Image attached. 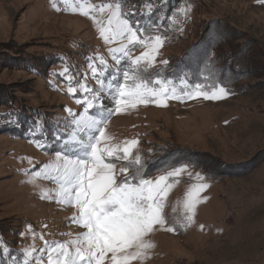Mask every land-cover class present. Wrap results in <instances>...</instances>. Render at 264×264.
Segmentation results:
<instances>
[{
  "label": "rangeland",
  "instance_id": "1",
  "mask_svg": "<svg viewBox=\"0 0 264 264\" xmlns=\"http://www.w3.org/2000/svg\"><path fill=\"white\" fill-rule=\"evenodd\" d=\"M104 2L111 0H0V105L15 104L28 116H19L22 127H13L15 121L0 130V242L7 249H0V264H24V249H41L45 240L64 242L84 231L70 222L74 207L41 198L43 190L57 185L35 173L60 163L57 133L72 130L65 126L71 120L66 109L83 112L76 103L84 95L79 83L100 87L91 78L88 58L102 55L108 61L105 86L113 77V83L123 82L128 62L118 66L108 55V48L118 44H105L93 20L79 11L81 5ZM189 6L186 15L180 11ZM165 8L148 18L129 17L165 37L147 77L172 80L181 94L182 80L213 85L227 65L229 74L243 60L261 69L246 70L238 84L226 83L228 95L221 99H169L166 107L140 104L107 118L113 143L139 141L133 157L115 161L117 167L129 166L134 173L136 154L146 179L188 166L170 178L173 188L165 207L168 223L177 231L150 234L155 247L143 264H264V57H258L259 65L252 59L257 47L252 42L264 51V3L170 0ZM142 50L136 47L132 56ZM67 77L75 94L67 91ZM104 106L113 110L115 103L105 97ZM5 111L0 109V128L2 118H8ZM200 183L208 187L200 192L195 223L179 228L186 193ZM35 256L47 264L46 253Z\"/></svg>",
  "mask_w": 264,
  "mask_h": 264
},
{
  "label": "snow or ice",
  "instance_id": "2",
  "mask_svg": "<svg viewBox=\"0 0 264 264\" xmlns=\"http://www.w3.org/2000/svg\"><path fill=\"white\" fill-rule=\"evenodd\" d=\"M258 2L264 3V0ZM125 4L126 0H111L87 7L81 5L80 13L93 20L104 43L118 44L117 47L108 48V55L116 65L127 61L128 66L122 71L123 82L113 83V77L105 86L108 61L102 55L88 58L91 78L100 87L93 89L86 83H79V90L84 95L76 103L83 107V112L73 113L71 109H66L71 120L65 126L72 130L57 133L56 139L62 142V151L57 153L60 163L45 165L43 172L35 173L37 177L57 185L54 190H43L41 198L54 199L57 203L74 207L76 213L70 222L84 231L64 242L50 244L45 240L41 249H24V264H30L33 259L36 264H43V257L35 256L37 251L46 253L47 264H143L155 247L149 239L150 234L157 230L177 231L176 225L168 223L165 207L173 188L170 178L177 177L188 166L173 168L155 179H146L141 174V157L136 154L132 160L137 166L134 173L130 172L129 166L117 167L115 161H129L133 157V149L139 141L133 139L113 143V137L106 131L107 118L140 104L154 103L166 107L169 99L202 97L216 100L228 93L221 86L202 83L188 85L182 80L183 88L178 94L172 80L147 77L145 73L156 64L165 37L158 31L152 33L138 20L133 24L129 17L136 14L134 7L125 11ZM180 11L186 15L190 6ZM105 16L106 19H103ZM172 22L177 23L178 20L173 19ZM136 47L143 50L140 55L132 56ZM160 63L166 65L168 62L162 60ZM116 71L120 72L121 68L118 67ZM66 73L67 69L61 75ZM87 75L85 73V80ZM67 79L68 93L75 94L77 88L71 86L72 78ZM105 97L114 101L113 110L105 109ZM92 109L98 112L90 114ZM196 176L203 181L204 177L199 173ZM207 187L206 183H200L186 193L179 228L187 229L195 223L196 208L202 201L200 192ZM200 227L203 228V225ZM28 228L31 231L30 225ZM39 238L44 240L43 235ZM0 249L7 252L2 242Z\"/></svg>",
  "mask_w": 264,
  "mask_h": 264
},
{
  "label": "trees",
  "instance_id": "3",
  "mask_svg": "<svg viewBox=\"0 0 264 264\" xmlns=\"http://www.w3.org/2000/svg\"><path fill=\"white\" fill-rule=\"evenodd\" d=\"M126 1H128V3H127L128 9L134 7V10L136 13L135 16L137 18H143V17L148 18L153 14V11H155L158 8L162 9L165 6L166 7L165 10H166L168 7V2L170 0H126ZM175 1H177V0H175ZM128 9H126V10H128ZM252 43L257 45V47L255 48V55L256 56L253 55L252 59L255 60L256 65H259L260 60L258 57H260V56L264 57V51L258 44H256V42H252ZM227 66L225 69L228 70L229 66L228 67ZM260 69L261 68H252L250 65H248L247 61L243 60L242 62H238V64H236L234 66V68L230 70L231 74H229L227 72V70H225L221 74V76L219 77V80L216 81L215 84H213L212 86H223V87H225L226 83L230 84L231 82L238 84L239 81H241V79H243L242 78L243 75H245V73H247L246 70H250V72H252V71L260 72ZM0 106H1L0 109L6 110L5 111L6 115H8L7 119L2 118L4 121L3 122L4 124L1 125L0 130L3 129V127H8V125H12L11 123L15 122V121H16L15 123L17 125L13 126V127H15V128L22 127L21 124H23V123H22L21 119H19V118H21L19 116L20 115H25L26 117H28V116L21 108H19L15 104H12L10 106H8V105H6V106L0 105ZM21 111H23V112H21ZM0 113H2V112H0ZM4 117H5V115H4Z\"/></svg>",
  "mask_w": 264,
  "mask_h": 264
}]
</instances>
